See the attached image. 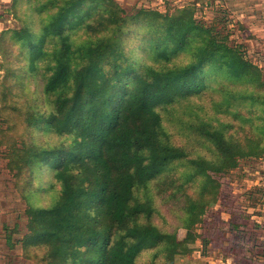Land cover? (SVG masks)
<instances>
[{
    "label": "trees",
    "instance_id": "16d2710c",
    "mask_svg": "<svg viewBox=\"0 0 264 264\" xmlns=\"http://www.w3.org/2000/svg\"><path fill=\"white\" fill-rule=\"evenodd\" d=\"M50 3L54 10L44 14L46 4L29 2L22 27L3 32L2 82L13 94L34 82L27 125L50 136L24 151L33 178L50 181L39 189L53 192L26 209L25 255L41 264H175L198 240L194 228L219 194L211 172L234 168L260 147L247 139V150L230 121L202 116L192 100L217 93L214 114L239 115L236 101L254 97L226 81L261 84L262 77L251 78L254 65L193 17L146 8L129 14L115 0ZM131 21L158 28L132 47ZM15 45L22 63L14 62ZM179 105L195 111L183 145L163 121H182ZM178 166L185 169L167 183ZM168 199L178 206H161Z\"/></svg>",
    "mask_w": 264,
    "mask_h": 264
},
{
    "label": "rangeland",
    "instance_id": "374dc122",
    "mask_svg": "<svg viewBox=\"0 0 264 264\" xmlns=\"http://www.w3.org/2000/svg\"><path fill=\"white\" fill-rule=\"evenodd\" d=\"M51 1L20 0L16 7L15 0H0V264H41L36 258L25 255L26 250L20 240L27 232L26 209L29 203L37 199L40 203L43 200L47 202L53 195L49 188L39 189L50 181L33 178L31 169L23 160L25 150L33 144H42L50 136L43 137L42 131L36 132L34 127L27 125L26 112L34 96V82L28 78L24 89L15 94L2 82L4 66L8 64L4 55L6 40L3 32L22 27L23 20L29 17L25 15L30 10L29 2L33 6L46 4L43 9L46 14L54 10ZM115 1L129 14L146 8L171 17L182 14L193 17L197 24L210 30L208 35L225 41L254 65L255 74L251 78L262 77L261 84L257 81H226L229 89L252 93L254 97H242L236 101L235 109L239 115L214 114L212 100L222 98L217 93L208 92L201 100H192L204 107L200 110L202 116L217 115L222 121H230L233 137L247 150V139L256 140L260 147L255 150L258 155L238 157L234 168L211 172L220 183L219 194L207 208L202 222L194 228L199 235L198 240L188 254L176 256L175 264H264V0ZM148 23L131 21L125 28L131 30L127 42L132 47L141 43L142 36L158 28L157 23ZM15 50L14 62L22 63L17 56V45ZM185 59L184 56L179 58ZM194 112L187 106L179 105L175 114L182 121L178 122L172 116L163 120L166 130L173 134L178 145L190 142L187 122L195 120ZM203 153L208 155L206 149ZM184 169V166H178L176 173L170 174L166 182H170L172 177L178 180ZM173 188L169 185L167 190ZM197 189L196 184L187 188L192 195L197 193ZM166 201L161 206H178L174 200ZM186 234V229L179 230V238H185ZM10 237L15 242L14 247L8 243Z\"/></svg>",
    "mask_w": 264,
    "mask_h": 264
}]
</instances>
